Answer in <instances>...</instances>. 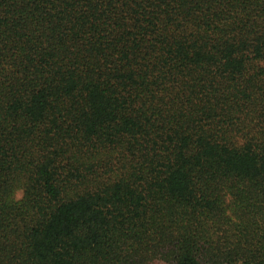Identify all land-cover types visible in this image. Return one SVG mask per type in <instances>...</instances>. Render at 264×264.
Here are the masks:
<instances>
[{
  "label": "trees",
  "instance_id": "1",
  "mask_svg": "<svg viewBox=\"0 0 264 264\" xmlns=\"http://www.w3.org/2000/svg\"><path fill=\"white\" fill-rule=\"evenodd\" d=\"M0 264H264V0H0Z\"/></svg>",
  "mask_w": 264,
  "mask_h": 264
},
{
  "label": "rangeland",
  "instance_id": "2",
  "mask_svg": "<svg viewBox=\"0 0 264 264\" xmlns=\"http://www.w3.org/2000/svg\"><path fill=\"white\" fill-rule=\"evenodd\" d=\"M20 195H21V193H20Z\"/></svg>",
  "mask_w": 264,
  "mask_h": 264
}]
</instances>
